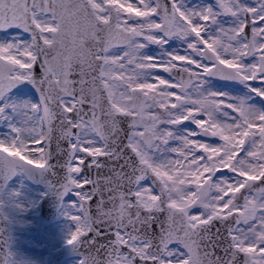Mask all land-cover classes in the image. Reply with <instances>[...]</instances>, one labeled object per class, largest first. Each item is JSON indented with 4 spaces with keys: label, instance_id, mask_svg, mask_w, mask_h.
<instances>
[{
    "label": "snow or ice",
    "instance_id": "snow-or-ice-1",
    "mask_svg": "<svg viewBox=\"0 0 264 264\" xmlns=\"http://www.w3.org/2000/svg\"><path fill=\"white\" fill-rule=\"evenodd\" d=\"M210 78L264 101V0H0V222L35 179L79 264H264V108Z\"/></svg>",
    "mask_w": 264,
    "mask_h": 264
},
{
    "label": "rangeland",
    "instance_id": "rangeland-1",
    "mask_svg": "<svg viewBox=\"0 0 264 264\" xmlns=\"http://www.w3.org/2000/svg\"><path fill=\"white\" fill-rule=\"evenodd\" d=\"M148 54H152L151 50ZM208 87L212 90H221L215 88L212 84H208ZM222 91L230 97L248 96L250 99V95L247 94ZM20 98L35 101L31 96L24 94H20ZM22 183L30 190L29 202L32 206L26 212L16 214L15 219L11 222L12 237L8 246L10 259L7 264H25V262L26 264H52L47 259V251L48 249H56L61 244L66 243L70 226L67 219L59 211L56 222L44 227L37 217V202L43 191L38 187L28 185L25 181H22ZM76 262L77 258H72L61 264H76Z\"/></svg>",
    "mask_w": 264,
    "mask_h": 264
},
{
    "label": "water",
    "instance_id": "water-1",
    "mask_svg": "<svg viewBox=\"0 0 264 264\" xmlns=\"http://www.w3.org/2000/svg\"><path fill=\"white\" fill-rule=\"evenodd\" d=\"M22 87L24 88V90H27L35 94V89H33L30 84L22 86ZM15 90L16 89H13L12 91H15ZM35 96L38 99V96L37 95ZM28 181H30L33 184L40 185L45 189V194L42 197L40 205H39V216L46 225L54 222L56 220V214L59 209L55 196L51 194H46V187L39 180L34 179V180H28ZM0 227H3L5 229L4 234L7 236L6 241H0V264H5L9 258L7 251H6V245H9L10 240H11L10 223L0 222ZM59 253H60V256L57 258V261H56L57 263L64 258L78 254V252L74 251L73 247L68 244L62 246L59 250L52 253V256L54 257L56 254H59Z\"/></svg>",
    "mask_w": 264,
    "mask_h": 264
},
{
    "label": "flooded vegetation",
    "instance_id": "flooded-vegetation-1",
    "mask_svg": "<svg viewBox=\"0 0 264 264\" xmlns=\"http://www.w3.org/2000/svg\"><path fill=\"white\" fill-rule=\"evenodd\" d=\"M224 82H226V85L224 84ZM217 81L215 79H212L210 78L209 79V82L208 84H212L215 88L218 86V87H223V88H238L240 89L241 91H246V93H248L247 91V88L243 85V84H240L239 82H236V81ZM264 103V101H263ZM185 123H188V122H185Z\"/></svg>",
    "mask_w": 264,
    "mask_h": 264
}]
</instances>
